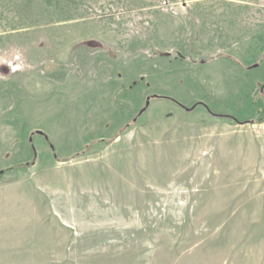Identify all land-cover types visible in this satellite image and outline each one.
<instances>
[{"label":"rangeland","instance_id":"obj_1","mask_svg":"<svg viewBox=\"0 0 264 264\" xmlns=\"http://www.w3.org/2000/svg\"><path fill=\"white\" fill-rule=\"evenodd\" d=\"M262 83L264 0H0V264H264Z\"/></svg>","mask_w":264,"mask_h":264},{"label":"trees","instance_id":"obj_2","mask_svg":"<svg viewBox=\"0 0 264 264\" xmlns=\"http://www.w3.org/2000/svg\"><path fill=\"white\" fill-rule=\"evenodd\" d=\"M260 86L263 87V86H264V83L260 84ZM262 120H264V118H262ZM34 157H35V154H34ZM55 158H57V157L55 156ZM33 162H34V158H33L32 161H30V162H26V163H24V164H20V165H29V164H32Z\"/></svg>","mask_w":264,"mask_h":264},{"label":"water","instance_id":"obj_3","mask_svg":"<svg viewBox=\"0 0 264 264\" xmlns=\"http://www.w3.org/2000/svg\"><path fill=\"white\" fill-rule=\"evenodd\" d=\"M149 104V98L146 99L145 106Z\"/></svg>","mask_w":264,"mask_h":264}]
</instances>
